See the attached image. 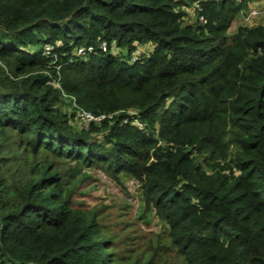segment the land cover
I'll use <instances>...</instances> for the list:
<instances>
[{
	"label": "trees",
	"instance_id": "obj_1",
	"mask_svg": "<svg viewBox=\"0 0 264 264\" xmlns=\"http://www.w3.org/2000/svg\"><path fill=\"white\" fill-rule=\"evenodd\" d=\"M246 1L0 0V264H117L42 150L141 181L169 225L143 264H264V23L228 34Z\"/></svg>",
	"mask_w": 264,
	"mask_h": 264
},
{
	"label": "rangeland",
	"instance_id": "obj_2",
	"mask_svg": "<svg viewBox=\"0 0 264 264\" xmlns=\"http://www.w3.org/2000/svg\"><path fill=\"white\" fill-rule=\"evenodd\" d=\"M186 11L187 21H194L193 3L186 7ZM258 23H264V0H247L244 10L235 14L228 34L232 35L240 24L253 26ZM64 99L71 101L66 94ZM64 110L71 113L72 106L66 104ZM84 118L78 117L73 125L78 129L84 128L83 125L89 128V122ZM38 157L42 161H53L55 167L66 175V186L74 191L73 198L78 206L97 211L99 221L112 239L117 264H136L137 259L143 264L152 252V246L168 244L169 225L153 207L147 206L139 179L124 176L114 179L103 168L59 157L47 150H42ZM163 249H160L157 264H164L166 259L173 260L170 258L173 252L166 247Z\"/></svg>",
	"mask_w": 264,
	"mask_h": 264
},
{
	"label": "built area",
	"instance_id": "obj_3",
	"mask_svg": "<svg viewBox=\"0 0 264 264\" xmlns=\"http://www.w3.org/2000/svg\"><path fill=\"white\" fill-rule=\"evenodd\" d=\"M236 1L241 2L242 0H236ZM202 10H203V9H202V6L200 5V2H199V1L195 2V4H194V12L196 13L195 17H198L199 20H200L202 23H205V22L207 21V19H206V16L203 14ZM241 10H244V8L241 9ZM53 48H54V46H53L52 44H46V45H45V48H44V53H46V54H50V53H52ZM102 48H103V49L106 48V44H105V43L102 44ZM91 49H92V47H88L87 49H86L85 47H80V48H78L77 53H78L79 55H81V54H85L87 50H91ZM54 84H55L56 86H60L59 80H58V81H55ZM80 116H81L82 118L85 117L84 119L87 120L88 122H90V121H92V120H97V119H99V118H97L96 116H93L92 114H90V113H88V112H85V111H83V110H82V112H80L79 117H80Z\"/></svg>",
	"mask_w": 264,
	"mask_h": 264
}]
</instances>
